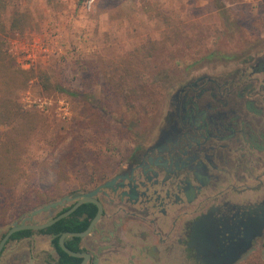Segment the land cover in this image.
Returning a JSON list of instances; mask_svg holds the SVG:
<instances>
[{
  "label": "rangeland",
  "instance_id": "rangeland-1",
  "mask_svg": "<svg viewBox=\"0 0 264 264\" xmlns=\"http://www.w3.org/2000/svg\"><path fill=\"white\" fill-rule=\"evenodd\" d=\"M223 1L231 10L232 23L220 17L211 0H24L22 8L30 13L28 23L17 22L13 30L12 11L4 12L0 35L16 65L44 71L53 83L90 95L93 111L79 98L44 92L37 78L12 95L24 112H36L42 118L30 139L26 160L30 176L20 179L14 199L19 200L34 182L49 194L37 199L38 208L77 190L92 177L108 176L136 145L155 137L173 95L204 77L212 80L206 86L214 89L204 101L212 103L209 93H216L228 105L215 109L234 111L241 129L250 127L249 136L242 132L235 139L229 155L236 160L237 154H244L243 171L239 173L237 163L227 160L226 168L233 170L234 179L224 177L219 188L241 185L236 175L243 174L244 190L238 199L263 202L264 73L256 68L264 59V0ZM167 24L174 26L175 44L163 41ZM150 39L159 43L155 57L135 55ZM208 52L230 57L214 58L185 71L184 63ZM166 67L180 72L172 86L159 80V71ZM113 76L132 87L133 92L127 91L137 116L128 109L124 96L115 92ZM8 130L0 126V136ZM81 145L84 154L72 157V149ZM259 175L261 182L256 180ZM229 196L235 200L234 193ZM19 215L13 211L7 218ZM261 263L264 237L239 264Z\"/></svg>",
  "mask_w": 264,
  "mask_h": 264
},
{
  "label": "flooded vegetation",
  "instance_id": "flooded-vegetation-1",
  "mask_svg": "<svg viewBox=\"0 0 264 264\" xmlns=\"http://www.w3.org/2000/svg\"><path fill=\"white\" fill-rule=\"evenodd\" d=\"M206 81L212 80L200 77L180 88L155 137L136 145L108 176L92 177L75 191L0 220L1 246L15 224L28 218L27 225H46L94 192L92 199L103 207L100 220L87 235L65 240L66 247L80 256L66 253L59 241L66 233L89 229L99 212L96 202L88 201L63 218L71 219L74 229L89 221L83 231L61 233L58 244L67 256L61 255L57 236L48 232L60 219L42 230L15 232L0 252V264H229L238 256L242 258L235 264L242 262L244 238L256 228L252 220L264 218V201L238 199L244 190L243 174L236 175L241 185L227 184L226 189L219 185L224 177L234 179L227 160L243 171L244 154H237L236 160L229 155L235 139L242 132L249 136L250 127L242 130L234 111L215 109L228 105L216 93H209L212 103L204 101L214 90ZM256 180L261 182V176ZM84 205L89 207L78 213ZM26 232L29 235L20 236ZM262 238L253 240L248 253L259 247Z\"/></svg>",
  "mask_w": 264,
  "mask_h": 264
},
{
  "label": "trees",
  "instance_id": "trees-1",
  "mask_svg": "<svg viewBox=\"0 0 264 264\" xmlns=\"http://www.w3.org/2000/svg\"><path fill=\"white\" fill-rule=\"evenodd\" d=\"M211 1L215 5L220 17L225 22L232 23L231 10L226 6L224 1ZM23 2L24 0H0V24H2V14L7 11H12V30L16 27L17 22L22 21L25 24L28 23L30 13L27 8H22ZM165 19L167 22L169 21L167 17ZM166 28L167 33H165V40L163 41L175 44L176 37L171 36V32L174 31L173 24H167ZM163 41L162 43H164ZM157 44L159 43L150 39L147 44L136 50L135 55L139 53L140 55H147L148 58H154V52L159 46ZM219 57L221 59H228L230 56L228 54L220 55L208 52L198 58H193V61L190 63H184L185 71L191 72L197 65ZM256 71L264 73V59L258 64ZM131 74L134 73L131 71ZM131 74L129 77L132 76ZM158 75L159 80L165 85L172 86L175 81H177L178 76H180V72L176 68L168 69V67H166L160 70ZM34 78L38 79L44 92H62L72 97L79 98L88 107L90 112H93L91 109L92 98L90 95L80 91H71L62 85L53 83L50 76L44 71H35L34 69L27 70L17 66L14 59L9 55L7 43L0 35V126L9 127L5 135L0 136V220L2 218L6 219L13 211H15L16 214H23L25 211L32 210L36 208L35 206L38 203V198H42L41 196L47 198L49 196V194H47L48 192L45 193L37 189L33 182L19 200H15L13 197V190L20 179L26 177L27 174L29 175L28 168L30 167V163L27 164L26 160H29L28 149L30 139L37 130V124L42 121V118L36 112H24L12 95H14L17 90L27 87L29 82ZM111 82L115 85V92L117 94L120 92L124 96L128 109L135 114L134 116H137L136 105L130 97L131 92H133L131 91L132 87H129V85L121 81V79L119 80L117 76H113ZM127 88L130 89V93L127 91ZM248 106L251 110H254L252 103H249ZM84 152L82 145L74 147L71 156L76 158L77 156L83 155ZM87 207L89 206L84 205L78 210V213L85 212ZM72 222L71 219H63L48 230V232L57 236L55 243L63 256H67V254L60 249L58 244L61 233L65 231L80 232L85 230L89 225V221L86 219L81 223L80 228L74 229L71 228ZM25 235H29V233L20 234V236Z\"/></svg>",
  "mask_w": 264,
  "mask_h": 264
},
{
  "label": "water",
  "instance_id": "water-1",
  "mask_svg": "<svg viewBox=\"0 0 264 264\" xmlns=\"http://www.w3.org/2000/svg\"><path fill=\"white\" fill-rule=\"evenodd\" d=\"M94 195V192L93 193H90V194H86L84 196L81 197V200L77 203V205L72 209L70 210L69 212L65 213V214H62L60 217H58L56 220L46 224V225H42V226H30V225H27L26 222L28 220V218L24 219L21 221V225L18 226L17 224L14 225V227L10 230V232L6 235L4 241L2 242L1 246H0V252L3 250L4 248V245L6 244V242L9 240V238L15 233V232H18V231H22V230H26V229H36V230H42V229H45L47 227H50L52 226L54 223H56L58 220L60 219H63L65 217H67L69 214H71L72 212H74L77 208H79L82 204L88 202V201H92V202H96L99 206V212L96 216V218L93 220V222L91 223L89 229L83 233H66L64 234L61 238H60V241H59V244H60V247L68 254L72 255V256H75V257H78L80 256L79 254L77 253H74L72 251H70L66 245H65V240H66V237L68 236H76V237H82V236H85L87 235L92 229L93 227L95 226V224L100 220L101 216H102V213H103V207L102 205L97 202L96 200L92 199V196ZM42 210H39V211H36V213H39L41 212ZM252 222H254V224L256 225V228L255 230H250V233H248L245 238H244V241H243V246H244V255L246 256V254H248L251 246H252V243H253V240L255 238H262L264 237V218L263 219H259L257 218L256 220H252ZM242 258V256H238L236 257L234 260L235 261H232L230 262L229 264H235V262H237L238 260H240Z\"/></svg>",
  "mask_w": 264,
  "mask_h": 264
}]
</instances>
